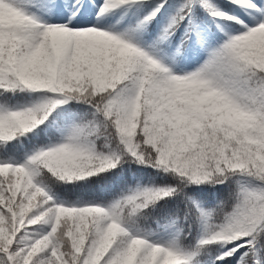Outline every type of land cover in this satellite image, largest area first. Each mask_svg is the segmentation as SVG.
I'll return each mask as SVG.
<instances>
[{
  "label": "snow or ice",
  "instance_id": "obj_1",
  "mask_svg": "<svg viewBox=\"0 0 264 264\" xmlns=\"http://www.w3.org/2000/svg\"><path fill=\"white\" fill-rule=\"evenodd\" d=\"M0 264H264V0H0Z\"/></svg>",
  "mask_w": 264,
  "mask_h": 264
}]
</instances>
